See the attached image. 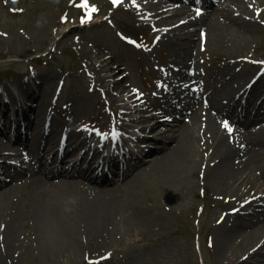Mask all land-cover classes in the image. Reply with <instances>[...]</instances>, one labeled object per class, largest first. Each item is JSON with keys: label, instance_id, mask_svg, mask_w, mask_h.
Listing matches in <instances>:
<instances>
[{"label": "bare ground", "instance_id": "1", "mask_svg": "<svg viewBox=\"0 0 264 264\" xmlns=\"http://www.w3.org/2000/svg\"><path fill=\"white\" fill-rule=\"evenodd\" d=\"M135 1L141 5L134 9L138 17L141 15L149 20L151 28H165L159 38L170 57L165 75L168 83L165 99L167 102L174 99L175 108H161L162 111L152 113L150 107H145L138 110L139 116L132 117L137 124H145L156 121L164 110L172 109L171 121L167 122L164 134L157 137L163 154L147 158L143 154L147 141L144 140L125 163L114 156L107 165L106 175L103 174L107 169L104 164L102 177L94 175L99 168H93L91 161L81 171L76 168L77 162L71 164L70 169L63 168L67 167V159L78 151L76 143L83 144L82 141L98 137L93 133L85 135L77 121L57 123L49 111L40 106L37 109L30 107L29 100L32 104L37 103L38 90H42L45 83L37 80L27 83L20 89L24 99L19 121L24 126L16 124L18 116L14 121V129L25 127V131L15 136L12 142L14 146L17 143L15 148L11 145L8 148L0 139V148L4 150L0 161L6 162L3 165L0 162V264H20L27 246L31 253L36 249L42 256L54 257L60 250L70 251L62 264H76L77 256L80 257L84 250H97L111 238L116 223L121 218L125 221L118 213L126 215L129 209L130 219L135 223L144 221L141 214L145 208L138 198L139 184L148 182L153 173L160 172L164 181L171 179L174 185L181 186L183 193L197 185L199 168L210 161L215 173L213 178L217 179L211 180V186L214 184L213 188L222 198L230 196L226 203L231 207L214 235L212 247L216 259L221 264H264V105L259 114L254 112L250 118L252 101L257 96L264 97V69L260 65L257 72L248 73L243 64L241 69L228 64L221 67V78L223 75V84L227 88L222 87L216 101L211 96L214 91H209L206 107L196 102L198 97L191 89L192 85L205 82L191 54L199 31L208 25L216 27L218 19L229 20L234 33L218 42L237 51L247 50L251 45L249 38L264 32L263 19L259 17H264V0H222L213 13L195 14L194 18L187 15L191 11L188 8L171 12L176 0ZM185 1L206 8L210 4L209 0ZM125 3L133 2L126 0ZM180 20H184V24L177 27ZM65 36L67 34L63 38ZM99 53L90 49L82 53V59L87 61V67L94 70L98 79L99 67L106 62L98 57ZM118 70L114 69V74L104 80L116 79ZM178 83L185 85L178 87ZM115 86L117 107L123 121L130 114L127 102L140 107L142 104L133 99L135 93L128 85ZM79 98L74 101L82 102ZM15 104L17 98L11 90L5 87L3 92L0 91V134L8 129L6 121L11 119L10 107ZM244 115L250 119L245 121ZM224 121L233 129L231 133L222 127ZM157 126H141L140 129L152 131ZM118 130L123 135H130L125 124L121 123ZM126 147V144L121 145L122 149ZM54 149L58 150L54 152ZM129 151L125 149L122 154ZM24 152L28 160L22 164L26 166L7 163L12 161L10 158L22 160ZM43 158L48 161L45 163ZM53 162L55 167L51 168ZM117 189L123 191L121 197L115 196ZM125 201L126 208L123 206ZM233 210L236 212L231 213ZM228 215L235 216L232 222ZM22 219L32 221V226L26 235L19 236L18 224ZM236 236L242 240L237 250L231 251L229 245ZM71 255L77 256L70 259Z\"/></svg>", "mask_w": 264, "mask_h": 264}, {"label": "rangeland", "instance_id": "2", "mask_svg": "<svg viewBox=\"0 0 264 264\" xmlns=\"http://www.w3.org/2000/svg\"><path fill=\"white\" fill-rule=\"evenodd\" d=\"M221 2L209 0L208 8L196 6L199 3L189 5L180 2L175 8H188L191 11L187 15L194 18L197 8L201 10L199 16H205L207 11L213 13ZM80 4L81 0H0V91L6 87L17 98V104L10 110L11 113L16 112L14 116H18V120L14 117L10 122L6 121L5 127L11 128L9 136L15 122L24 126L19 121L24 99L20 89L28 82L37 80L45 83L42 90H38L37 103L32 104L29 100L30 107L37 109L40 106L49 111L57 123L77 121L82 132L98 137L109 134L119 118L115 84L120 87L128 85L138 97H144L143 100L149 98L150 104H157L155 96L163 95L159 87L167 85L165 75L168 74L170 57L163 44L160 41L158 44L156 36L162 35L164 29L157 26L158 34H155L148 23L135 19L131 8L140 4L117 8L111 0H87V4L94 5L98 11L92 13L90 22L82 24L85 9L79 7ZM259 17L264 23V17ZM217 21L216 27H209L207 23L208 26L199 31L191 52L192 60L200 68L205 81L199 87L193 86L192 90L200 88L199 97L207 98L209 91H214L211 96L215 100L222 87L227 88L223 84V75L221 78V67L223 69L228 64L241 69L243 64L248 73L257 72L260 65L264 69V32L249 38L251 45L247 50L237 51L228 44L222 46L224 42H218L234 33V28L229 20ZM180 25L183 23L177 24ZM65 34L67 36L63 38ZM129 41H136L139 47L132 46L134 43ZM88 49L94 53L97 50L101 53L98 57L106 61L99 67V79L94 70L87 67V61L82 59V53ZM117 68L116 79L104 80ZM77 98L82 102L76 103L74 100ZM165 127L149 132L143 153L147 158L163 154L157 137L164 134ZM1 151L4 150L0 148ZM202 165L197 172V185L183 193L181 186L174 185L171 179L164 181L160 172L153 173L148 182L139 184L138 198L145 208L141 214L144 221L135 223L129 218V209L126 215L118 213V216L125 217V221L121 218L116 223L111 238L105 244L97 250H84L80 257L71 255L70 259L77 256L76 264H221L212 246L217 228L230 211L231 207L226 203L230 196L222 198L213 188L214 184L211 186V180H217L213 178V162ZM122 192L117 189L115 196L121 197ZM126 201L123 204L125 208ZM228 217L232 222L235 216ZM18 225V235L24 236L32 221L22 219ZM246 231L248 229L242 232ZM236 237L229 245L231 251H236L242 240ZM26 249L20 264H62L70 253L60 250L51 257L40 255L36 249L31 253L29 246Z\"/></svg>", "mask_w": 264, "mask_h": 264}, {"label": "snow or ice", "instance_id": "3", "mask_svg": "<svg viewBox=\"0 0 264 264\" xmlns=\"http://www.w3.org/2000/svg\"><path fill=\"white\" fill-rule=\"evenodd\" d=\"M13 2H15V0H13ZM113 6H116L118 4H120L122 2V0H111ZM133 4H135V0H132ZM198 2V0H197ZM79 7H82L85 9V15L81 17V23H87L90 22L92 19V13L98 11V9L94 6L91 5L89 6L87 4V0H81V4L78 5ZM196 14L199 16L201 14V10L200 9H196ZM130 43H135V41H129ZM222 127H224L229 133H231L233 131V129L229 126L227 121H224L222 123ZM106 258V257H105Z\"/></svg>", "mask_w": 264, "mask_h": 264}]
</instances>
